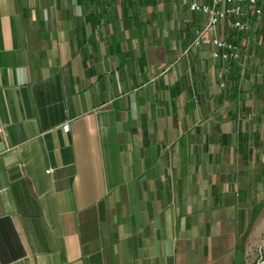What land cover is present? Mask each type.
<instances>
[{"label":"crops","instance_id":"0c3cea01","mask_svg":"<svg viewBox=\"0 0 264 264\" xmlns=\"http://www.w3.org/2000/svg\"><path fill=\"white\" fill-rule=\"evenodd\" d=\"M202 19L186 0H0V264H244L254 74L240 55L221 88L211 48L185 52Z\"/></svg>","mask_w":264,"mask_h":264},{"label":"built area","instance_id":"2783aa9c","mask_svg":"<svg viewBox=\"0 0 264 264\" xmlns=\"http://www.w3.org/2000/svg\"><path fill=\"white\" fill-rule=\"evenodd\" d=\"M186 4L189 12L204 19L193 28V38L185 52L209 46L211 58L223 64L217 79L219 87L224 88L231 72L228 63L238 61L241 55L231 34L250 32L252 24L264 16V0H186ZM61 128L67 132L69 124Z\"/></svg>","mask_w":264,"mask_h":264},{"label":"rangeland","instance_id":"374dc122","mask_svg":"<svg viewBox=\"0 0 264 264\" xmlns=\"http://www.w3.org/2000/svg\"><path fill=\"white\" fill-rule=\"evenodd\" d=\"M232 39L237 44L241 55L245 58L243 69L247 73L243 77V87L249 80V72L254 74L251 90L244 91L243 98L247 106H253L252 114L258 116L257 131L264 137V16L257 24H252L250 32L232 33ZM233 62L228 63L230 74L236 67ZM235 63V62H234ZM235 65V67H234ZM247 117V116H246ZM264 144V141H263ZM259 195L262 197V205L259 206L260 218L258 222L257 236L252 243L247 245L244 264H264V154L259 152Z\"/></svg>","mask_w":264,"mask_h":264}]
</instances>
